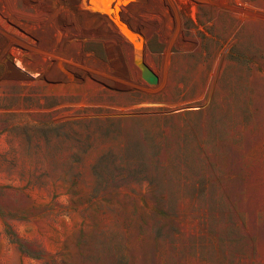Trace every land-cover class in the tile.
<instances>
[{"label": "rangeland", "instance_id": "1", "mask_svg": "<svg viewBox=\"0 0 264 264\" xmlns=\"http://www.w3.org/2000/svg\"><path fill=\"white\" fill-rule=\"evenodd\" d=\"M0 264H264V0H0Z\"/></svg>", "mask_w": 264, "mask_h": 264}, {"label": "water", "instance_id": "2", "mask_svg": "<svg viewBox=\"0 0 264 264\" xmlns=\"http://www.w3.org/2000/svg\"><path fill=\"white\" fill-rule=\"evenodd\" d=\"M141 76L144 78L147 82L154 84L157 82V76L147 67L143 66L141 68Z\"/></svg>", "mask_w": 264, "mask_h": 264}]
</instances>
